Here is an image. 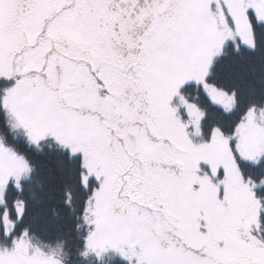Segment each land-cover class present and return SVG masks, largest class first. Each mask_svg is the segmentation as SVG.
<instances>
[{
	"label": "snow or ice",
	"instance_id": "6c2138e0",
	"mask_svg": "<svg viewBox=\"0 0 264 264\" xmlns=\"http://www.w3.org/2000/svg\"><path fill=\"white\" fill-rule=\"evenodd\" d=\"M0 264H264V0H0Z\"/></svg>",
	"mask_w": 264,
	"mask_h": 264
}]
</instances>
